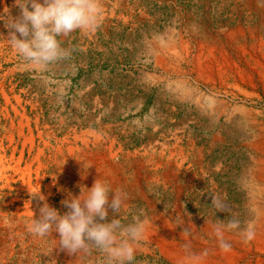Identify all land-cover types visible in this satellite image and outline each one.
I'll return each instance as SVG.
<instances>
[{
    "label": "rangeland",
    "instance_id": "rangeland-1",
    "mask_svg": "<svg viewBox=\"0 0 264 264\" xmlns=\"http://www.w3.org/2000/svg\"><path fill=\"white\" fill-rule=\"evenodd\" d=\"M127 1L146 10L143 21L132 27L111 25L92 39L80 31L58 37L71 55L42 68L24 65L7 43L8 30L0 20V264H104L105 257L96 250L69 255L59 248L58 236L38 237L28 231L44 202L63 214L61 183L50 178L54 166L45 162L37 170L34 151L28 150L45 149L48 158V149H81L80 134L99 127L122 149L141 154L144 149H165L163 165L154 173L140 175L135 164L119 158L101 168L108 174L114 168L115 177L109 174L113 192L127 195L119 216L122 223L141 212L153 218L162 214L174 226L181 221L209 223L240 235L253 221L257 201L262 204L254 175L264 164L258 145L264 144V82L255 105L259 128L242 132L243 120L228 123L199 112L189 86L183 87L175 75L162 74L151 54L152 45L165 54L166 43L179 31L193 40L197 27L209 33L234 24L239 17L231 14L233 2L220 8L217 0ZM263 7L264 0H259L257 19L264 40ZM8 10L13 17L19 15L14 0H0V19ZM178 150L185 153L182 166L166 164L167 151L174 156ZM112 216L109 210V221ZM189 243L183 241L182 246L195 253ZM140 246L145 249L136 252L133 264H175L161 246L144 241Z\"/></svg>",
    "mask_w": 264,
    "mask_h": 264
},
{
    "label": "bare ground",
    "instance_id": "bare-ground-1",
    "mask_svg": "<svg viewBox=\"0 0 264 264\" xmlns=\"http://www.w3.org/2000/svg\"><path fill=\"white\" fill-rule=\"evenodd\" d=\"M217 1H220V8L224 3L233 2L231 14L234 11L239 19L232 25L223 24L216 29L211 28L209 33L197 27L193 32V40L179 31L166 43L165 54L152 45L153 64L162 74L177 76L183 87L189 86L190 93L196 96L195 106L199 112L217 120L224 118L228 123L243 120L245 127H241L240 131L254 133L260 125L255 105L259 100V86L264 82V40L260 37L257 19L259 0ZM102 4L103 17L98 29L94 33H83L88 39H92L97 31L111 25L117 28L132 27L146 17V10L138 9L136 2L130 4L127 0H102ZM106 131V128L99 127L97 131L85 132L89 136L81 133V149L70 145L68 149H48V158L43 155L45 149L28 150L30 153L34 151L35 157L33 156L32 160L37 170H42L45 162L54 166V173L50 178H55L56 183H61L58 193L63 214L67 209L61 201L66 199L69 193L79 196L82 191L86 194V188H91L97 178L105 182L112 192L115 190L110 177L111 172L114 174V168L111 166L112 169H108L110 176L106 172L108 165L115 162V158L135 164L140 175L148 170L157 172L163 165L165 149H144L143 154L122 149ZM173 138L178 137L173 135ZM164 144L162 142L160 145ZM258 145L264 157V144L258 142ZM22 156L20 153V157H17V165L22 162ZM174 156L171 151H167L165 163H174L180 168L185 160V153L178 150ZM104 165H107L105 173L101 170ZM26 170L30 171V167ZM254 178L260 182L262 204L257 201L255 217L247 228L255 233L251 241L245 243L241 234L231 235L209 223L182 224L181 221L179 225L174 226L169 218L162 214L155 218L146 217L149 223L143 241L161 246L162 252L167 254L165 256L175 264H264V164ZM74 179L76 180L70 182ZM146 182L148 183L147 180ZM184 228L189 231V236L185 235ZM53 235L58 236L56 233L48 236ZM54 239L57 242V239ZM183 241L194 243L188 245L196 247L195 253L194 248L182 246ZM221 243L230 244V249L223 250ZM144 249L145 247L140 246L137 251ZM68 263L83 264L79 260Z\"/></svg>",
    "mask_w": 264,
    "mask_h": 264
},
{
    "label": "clouds",
    "instance_id": "clouds-1",
    "mask_svg": "<svg viewBox=\"0 0 264 264\" xmlns=\"http://www.w3.org/2000/svg\"><path fill=\"white\" fill-rule=\"evenodd\" d=\"M14 7L19 9L18 16H11L8 10L7 17L0 20L8 30L7 43L26 67L42 68L67 58L71 52L62 47L58 37H67L76 31L94 33L103 17L102 0H14ZM86 190V194L81 191L79 196L69 193L61 201L67 209L64 214L44 202L39 208V217L29 223L28 231L38 237L58 234L59 248L69 255L96 250L105 257L104 264H133L148 219L141 212L130 222L122 223L119 216L126 193L112 192L98 178ZM109 210L113 214L110 221ZM238 223L233 221L232 225L236 227ZM241 235L247 243L255 233L249 228ZM230 247L228 243H221L225 251Z\"/></svg>",
    "mask_w": 264,
    "mask_h": 264
}]
</instances>
